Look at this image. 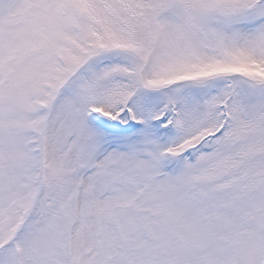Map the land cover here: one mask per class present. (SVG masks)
I'll return each instance as SVG.
<instances>
[{
	"label": "snow or ice",
	"instance_id": "6c2138e0",
	"mask_svg": "<svg viewBox=\"0 0 264 264\" xmlns=\"http://www.w3.org/2000/svg\"><path fill=\"white\" fill-rule=\"evenodd\" d=\"M0 264H264V0H0Z\"/></svg>",
	"mask_w": 264,
	"mask_h": 264
}]
</instances>
